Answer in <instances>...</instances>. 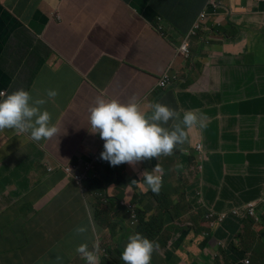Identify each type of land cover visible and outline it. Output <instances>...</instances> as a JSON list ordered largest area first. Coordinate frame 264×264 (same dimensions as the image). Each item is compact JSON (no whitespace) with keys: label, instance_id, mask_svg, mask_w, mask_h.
Returning <instances> with one entry per match:
<instances>
[{"label":"crops","instance_id":"obj_1","mask_svg":"<svg viewBox=\"0 0 264 264\" xmlns=\"http://www.w3.org/2000/svg\"><path fill=\"white\" fill-rule=\"evenodd\" d=\"M206 2L188 0L189 20L176 19L177 30L162 37L143 18H152L148 0H0V93L23 88L43 97L58 128L41 141L0 130V264H86L75 251L81 243L98 251L109 245L99 264H124L119 253L137 232L158 245L150 264H216L219 256L228 264H264V223L230 215L215 223L221 214L264 202V0H209L204 9ZM112 6L121 12L110 13ZM203 10L207 24L189 40L185 62L178 49ZM87 24H113L115 37H99ZM165 72L180 85L153 91ZM48 89L56 97L49 99ZM133 97L145 113L155 102L173 109L169 129L185 111L197 122L184 128L183 144L170 155L124 163V189L114 179L119 166L104 162L87 187L66 181L61 168L103 150L88 120L96 99ZM146 170L164 175L150 198ZM40 185L46 187L38 192ZM207 212L216 215L209 227ZM147 223L156 239L138 229Z\"/></svg>","mask_w":264,"mask_h":264},{"label":"clouds","instance_id":"obj_2","mask_svg":"<svg viewBox=\"0 0 264 264\" xmlns=\"http://www.w3.org/2000/svg\"><path fill=\"white\" fill-rule=\"evenodd\" d=\"M207 0L204 9L209 6ZM153 0H148L147 8L152 15V18L143 17L149 22L154 30H156L162 37H166V33L172 28L177 30L172 24L161 20L164 15L169 16V21H186L189 20L188 0H166V2L159 6L160 15L152 7ZM206 8V9H207ZM209 16L207 11H201L196 18L190 22L193 24L185 40L178 49L181 58L186 62L191 58V51L189 40L202 33V23H207L206 18ZM198 18V19H197ZM197 19V20H196ZM156 22V24H154ZM176 22V21H175ZM235 36H229L230 39ZM181 79L170 77L168 72H165L158 79L153 91H170L176 89L180 85ZM184 83V82H182ZM57 92L54 89L46 90V96L51 99L56 97ZM46 100L41 98H33L32 95L23 88L17 89L8 94L0 93V130L13 129L20 132H27L30 138L34 141H41L53 137L58 128L51 122L50 113L42 108ZM177 118V113L169 108L167 105L155 102L151 104V112H142L135 102V98H131L129 102L122 103L119 100H105L97 98L94 106L89 109V124L94 130L93 133H98L99 138L103 141L100 156H94L81 164H67L62 169L66 181L80 187L88 186V181L91 180L89 174L95 170L96 165L102 162L110 166H119L120 172L114 178L117 182L125 180L124 177V163L134 165L142 160L149 158H156L161 154L170 155L174 148L183 144L185 139V127H190L197 122V117L192 111H185L180 118V123L176 124L172 129L164 127L170 120ZM183 125L184 127H182ZM201 127L203 124L201 123ZM196 152L200 155L202 153V145L195 147ZM156 166H154L155 168ZM181 167V166H180ZM202 167V166H199ZM49 172H53L50 168ZM143 182L151 189L144 195L145 198H150L157 192L165 182L164 175L161 173L158 176L153 175L151 171H144L141 173ZM136 182V181H133ZM132 182V183H133ZM94 183V182H93ZM92 183V184H93ZM127 187V186H126ZM137 198H142L143 193H136ZM109 201V200H107ZM255 206V216H249V206ZM173 204H168L166 209L172 207ZM160 206L155 211L159 213ZM264 211V202L260 208L257 202L247 203L244 208L236 209L231 213L221 214L216 221V215L213 213V218L210 219L208 212L205 215L207 227L209 223L224 224L228 215L230 218H247L253 219L255 222L263 224L264 216L260 214V210ZM133 219L136 216L133 215ZM97 221V220H96ZM97 227L98 221L95 222ZM139 223V221H138ZM142 223V222H140ZM103 224V223H102ZM104 227L112 234L114 229L104 221ZM213 226V225H211ZM142 228L144 234H151L153 239L158 236V231L153 229L148 223L146 229L143 230L142 224H139L138 229ZM194 226H192V229ZM84 227L77 228L78 232H84ZM200 237L206 238V233L203 229H196ZM171 239V238H170ZM168 240V242L170 241ZM167 242V243H168ZM166 243V242H165ZM109 245L105 244L99 251L96 249L89 250L86 243L79 244L75 251L82 255L80 258L86 264H99V258H106L109 256ZM158 247L155 241L149 240L140 233L130 234L127 237V242L124 245L123 251H120V259L124 264H150L151 255L154 248ZM97 251V255H96ZM220 264H228L219 256ZM108 261H105L107 263ZM104 263V264H105ZM232 264V263H229ZM242 264H252L251 260L244 259Z\"/></svg>","mask_w":264,"mask_h":264},{"label":"rangeland","instance_id":"obj_3","mask_svg":"<svg viewBox=\"0 0 264 264\" xmlns=\"http://www.w3.org/2000/svg\"><path fill=\"white\" fill-rule=\"evenodd\" d=\"M31 7H35V5L32 4ZM121 10H122V8H118V7H115V6H112L111 8H109L110 13H116V14H118L119 12H121ZM202 24H207V23H202ZM87 26L89 28L93 29V30L98 31V33H99L98 36L99 37H100V35H107L109 38L115 37V35H111V33H114L113 24L104 25L103 27H100V26L94 25V24H87ZM103 40H104V42H106V39L105 38H103ZM99 49H101V46H99ZM26 161H28L31 164L33 160H32V158H30L29 160H26ZM32 167H35V164H33ZM120 185H121V188L122 189L126 188V182L124 180H121L120 181ZM45 187H46V185H40L37 188V191L40 192ZM56 201H59V200L56 199Z\"/></svg>","mask_w":264,"mask_h":264},{"label":"trees","instance_id":"obj_4","mask_svg":"<svg viewBox=\"0 0 264 264\" xmlns=\"http://www.w3.org/2000/svg\"><path fill=\"white\" fill-rule=\"evenodd\" d=\"M165 2H166V0H153L152 7H153L154 10H156L158 12L159 15L161 13V11H159V6L163 5ZM161 14L163 15L161 17V20L166 21V22H168L170 24H177L175 21H169V16L164 15L163 13H161ZM154 24H156V22ZM119 260H121L120 259V253H119ZM106 264H117V263H115L113 261H109ZM216 264H220V261L217 260Z\"/></svg>","mask_w":264,"mask_h":264},{"label":"built area","instance_id":"obj_5","mask_svg":"<svg viewBox=\"0 0 264 264\" xmlns=\"http://www.w3.org/2000/svg\"><path fill=\"white\" fill-rule=\"evenodd\" d=\"M250 208H249V210H248V215L249 216H255V206H253V205H250L249 206ZM213 214H210L208 217L210 218V219H212L213 218Z\"/></svg>","mask_w":264,"mask_h":264}]
</instances>
